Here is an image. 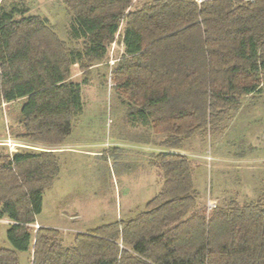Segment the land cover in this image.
<instances>
[{"label":"trees","instance_id":"1","mask_svg":"<svg viewBox=\"0 0 264 264\" xmlns=\"http://www.w3.org/2000/svg\"><path fill=\"white\" fill-rule=\"evenodd\" d=\"M61 1L72 15L69 41L47 17L0 0V107L28 99L16 138L49 146L0 151V219L12 222L0 264H21L19 252L30 264H264V195L207 213L194 162L174 151L198 134L223 135L245 99L264 94V0ZM113 43L122 51L110 65ZM101 66L150 118L164 181L143 210L66 246L58 229L33 225L61 173L53 149L68 138L76 92Z\"/></svg>","mask_w":264,"mask_h":264},{"label":"rangeland","instance_id":"2","mask_svg":"<svg viewBox=\"0 0 264 264\" xmlns=\"http://www.w3.org/2000/svg\"><path fill=\"white\" fill-rule=\"evenodd\" d=\"M16 1L28 6L32 14L47 17L59 36L70 40L72 15L61 0ZM135 1L141 5L150 0ZM121 51L119 44L111 47L110 65ZM110 71L104 66L93 69L91 84L76 92V112L83 120L70 137L76 150L58 153L60 176L45 192L43 211L33 225L35 230L43 225L58 229L66 246L73 244L80 232L143 210L164 181L153 164L150 167L148 160L131 156L127 150L129 143L148 139L152 122L142 109L112 91ZM72 75L77 82L82 81L78 65L73 66ZM29 106L28 99H21L0 107V151L12 153L22 146L32 147L16 138ZM136 112H142L148 121H141ZM196 136L186 147L196 157L194 182L203 205L207 207L209 200L217 202L216 207L231 199L244 203L264 195V94L247 97L223 135ZM119 140L124 142L121 153L114 148ZM86 150L101 153L92 156ZM213 209L207 207V213ZM11 223L9 218L0 219V244L5 247H11L7 239ZM19 256L21 264H30L29 252H19Z\"/></svg>","mask_w":264,"mask_h":264},{"label":"crops","instance_id":"3","mask_svg":"<svg viewBox=\"0 0 264 264\" xmlns=\"http://www.w3.org/2000/svg\"><path fill=\"white\" fill-rule=\"evenodd\" d=\"M113 90H115V89H112V91ZM117 93H119V92H117ZM77 94H78V91H77ZM119 95H121V94L119 93ZM90 96L92 97V94ZM76 110H77V102H76V97H75V107H74L75 115H74V121L72 123V128L70 130V133L68 135V138H67L66 142L64 144L56 145V148L53 149L55 152L66 153V152H69V151L76 150L74 148L75 143L70 141V137L72 136V133L74 132V128L76 130H78L80 128L82 122H83V120H80V116L77 115ZM133 111L135 112L136 110H133ZM136 113L138 114V118L141 121H143V119H144V122L148 121L146 116H144V114H142V112H136ZM149 131L150 132H149L148 139H146L145 141H138L137 140V141H133V142L129 143V146H128L129 148L127 150L130 152L131 156H134V157L138 156V157L146 159V161L148 160L150 162V167H151V165L153 164V160H154L155 154L160 152V151H162L164 148L161 147V146H158V145H156L154 143L155 131H154V128H153V124H151V128H150ZM196 138H197V136H194L192 138V140H195ZM117 142L118 143H117L116 147H114L115 151L118 150L117 153H121V148H123V146L121 144L124 143V142L122 140H119ZM186 149L187 150H174V151H179V152L187 155L193 162H196L194 160V158H196V157L192 156V155H194L193 151L191 149H189L188 147H186ZM85 152L89 153V154H92V156H95V155H98L99 153H101V152H98V151H95V150H86Z\"/></svg>","mask_w":264,"mask_h":264},{"label":"built area","instance_id":"4","mask_svg":"<svg viewBox=\"0 0 264 264\" xmlns=\"http://www.w3.org/2000/svg\"><path fill=\"white\" fill-rule=\"evenodd\" d=\"M193 1L196 2L199 6H201L203 4V2L208 1V0H193ZM114 45H115V43L112 44V48H113ZM111 64L113 65L114 63H111ZM110 81H111L110 82V86L112 87L113 86L112 78H110ZM216 205H217V202H215L214 200H209V203L207 204V207H208V209L210 211L211 209L215 208Z\"/></svg>","mask_w":264,"mask_h":264},{"label":"water","instance_id":"5","mask_svg":"<svg viewBox=\"0 0 264 264\" xmlns=\"http://www.w3.org/2000/svg\"><path fill=\"white\" fill-rule=\"evenodd\" d=\"M22 147H29V146H22ZM32 148H33V147H32ZM33 149H38V148H35V147H34ZM53 151H54V150H53Z\"/></svg>","mask_w":264,"mask_h":264}]
</instances>
